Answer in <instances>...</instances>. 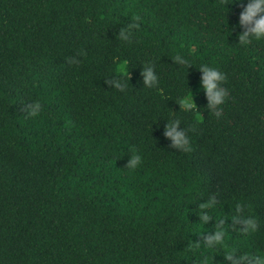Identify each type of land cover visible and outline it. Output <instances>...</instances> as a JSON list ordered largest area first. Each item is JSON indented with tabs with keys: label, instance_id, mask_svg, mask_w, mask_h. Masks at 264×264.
<instances>
[{
	"label": "trees",
	"instance_id": "1",
	"mask_svg": "<svg viewBox=\"0 0 264 264\" xmlns=\"http://www.w3.org/2000/svg\"><path fill=\"white\" fill-rule=\"evenodd\" d=\"M249 2L0 0V264H257L264 38L240 41Z\"/></svg>",
	"mask_w": 264,
	"mask_h": 264
},
{
	"label": "clouds",
	"instance_id": "2",
	"mask_svg": "<svg viewBox=\"0 0 264 264\" xmlns=\"http://www.w3.org/2000/svg\"><path fill=\"white\" fill-rule=\"evenodd\" d=\"M240 23L244 25H252L246 32H244L240 36V41L244 43H248L251 38H255L260 40L264 38V0H250L247 4L245 10L241 14ZM145 80L152 81L154 79L152 72L150 70H146L145 73ZM216 75L215 72L208 73L203 79V85L206 91L211 94L214 88L213 84V77ZM210 99L213 101L219 99V94L212 96L210 95ZM193 103V96H188L183 101V104L186 108H190ZM39 103L35 104V107L31 108L29 115H36L39 110ZM179 121H173L168 124V131L167 134L170 136H174L175 142L177 144H183L185 142L184 133L176 131V125ZM140 157L135 156L133 159V165L131 167H135L136 164L139 162ZM206 207V205L202 206ZM247 223L254 225V220H249ZM232 254H228V258H231ZM246 256H241L240 259H245ZM248 258V257H247ZM257 264H264V255H261L255 258Z\"/></svg>",
	"mask_w": 264,
	"mask_h": 264
}]
</instances>
